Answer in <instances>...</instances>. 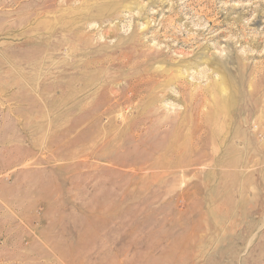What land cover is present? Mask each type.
<instances>
[{
	"label": "rangeland",
	"instance_id": "obj_1",
	"mask_svg": "<svg viewBox=\"0 0 264 264\" xmlns=\"http://www.w3.org/2000/svg\"><path fill=\"white\" fill-rule=\"evenodd\" d=\"M0 264H264V0H0Z\"/></svg>",
	"mask_w": 264,
	"mask_h": 264
},
{
	"label": "bare ground",
	"instance_id": "obj_2",
	"mask_svg": "<svg viewBox=\"0 0 264 264\" xmlns=\"http://www.w3.org/2000/svg\"><path fill=\"white\" fill-rule=\"evenodd\" d=\"M150 77V76H149ZM153 79H155V78H153ZM148 80H150V79H148ZM138 131V130H137ZM192 162V161H191Z\"/></svg>",
	"mask_w": 264,
	"mask_h": 264
}]
</instances>
